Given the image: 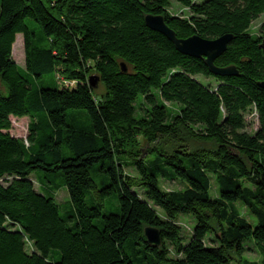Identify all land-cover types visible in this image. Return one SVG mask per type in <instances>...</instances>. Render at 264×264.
<instances>
[{
  "label": "trees",
  "instance_id": "16d2710c",
  "mask_svg": "<svg viewBox=\"0 0 264 264\" xmlns=\"http://www.w3.org/2000/svg\"><path fill=\"white\" fill-rule=\"evenodd\" d=\"M172 1L187 16L171 14ZM148 13L178 38L232 34L214 64L238 74L178 52ZM261 15L264 0H0V264H264V23L250 33ZM18 34L25 68L12 56ZM10 117H28L25 139ZM108 196L119 209L103 214ZM182 214L194 218L187 241ZM249 239L259 262L243 256Z\"/></svg>",
  "mask_w": 264,
  "mask_h": 264
},
{
  "label": "rangeland",
  "instance_id": "374dc122",
  "mask_svg": "<svg viewBox=\"0 0 264 264\" xmlns=\"http://www.w3.org/2000/svg\"><path fill=\"white\" fill-rule=\"evenodd\" d=\"M193 1H201V0H193ZM169 11L171 14L175 15H182L187 16V9L181 7L179 4H177L175 1H172V4L169 8ZM26 22L28 24H31V20L27 19ZM264 23V15L259 16L256 20H254L250 27V33L254 36H256L259 32V26ZM17 40V41H16ZM16 43L12 48V56L13 59L17 64H19L21 67L25 68V57H24V47H23V37L21 34H18L16 36ZM51 78H53V75L45 76L42 80H37L38 86H49L48 84L51 82ZM197 79L204 83L209 84L211 87H214L217 84V81L212 77H203L198 76ZM47 81V82H46ZM96 91L98 93H101L103 91V88L100 84L97 85ZM155 91V90H154ZM168 106H170L168 104ZM11 119V129L9 133L14 137L19 138H26L27 135V125L29 122L28 117H22V118H16V117H10ZM252 116L250 117V121H252ZM246 130L249 133H253L255 130L254 126H247ZM125 171L128 174H134V172L131 170L130 167L125 168ZM35 184V188L37 190H40L39 182L38 180L35 181L34 177L32 176ZM98 177H95V180L97 181ZM161 185L163 189L165 190H173V189H180L182 188V184L178 181H161ZM139 193L141 192L140 189L137 190ZM217 195V186L215 182L212 180V186L210 188V196H216ZM55 198L56 201L61 205L62 210H69V197L68 193L65 187H61L60 189L55 191ZM87 201L89 199L87 198ZM97 201V200H96ZM104 206L101 208V212L103 214H106L108 212H117L119 209L118 203L116 198L112 196H108L104 199ZM237 208L239 209V212L241 216H243L245 219H247L251 225L256 224L255 218L249 213L248 209L242 204V203H236ZM157 211L160 215L163 214L162 210L157 208ZM177 224L181 227L182 237L185 241L189 238V236L192 233V229L194 226V218L191 214H182L179 215L177 218ZM168 245V244H167ZM246 251L244 252L243 256L251 261H257L260 260V254L258 252V249L256 248V245L254 244L253 239H249L245 242ZM173 256V253H171ZM236 258V256H234ZM229 264H237L234 260H232Z\"/></svg>",
  "mask_w": 264,
  "mask_h": 264
},
{
  "label": "water",
  "instance_id": "95a60500",
  "mask_svg": "<svg viewBox=\"0 0 264 264\" xmlns=\"http://www.w3.org/2000/svg\"><path fill=\"white\" fill-rule=\"evenodd\" d=\"M146 25L166 38H168L175 46L176 50L184 55L192 58H203L210 72L215 76H236L238 71L234 65L219 67L214 64V61L226 50L227 44L233 38L232 34H223L214 39L202 38L198 35H193L187 38H178L175 32L170 29L161 15L148 13L144 17ZM121 68L126 71L124 63H121ZM99 83V77L96 74H91L88 77V85L91 88H96ZM259 86L264 89V81L259 83ZM145 240L151 247H159L162 243L160 231L153 226L147 225L143 229Z\"/></svg>",
  "mask_w": 264,
  "mask_h": 264
},
{
  "label": "built area",
  "instance_id": "2783aa9c",
  "mask_svg": "<svg viewBox=\"0 0 264 264\" xmlns=\"http://www.w3.org/2000/svg\"><path fill=\"white\" fill-rule=\"evenodd\" d=\"M251 116L253 118L252 121H250ZM246 120L248 122V125L255 127L257 125V115H256L255 111L252 112L251 114L246 115Z\"/></svg>",
  "mask_w": 264,
  "mask_h": 264
}]
</instances>
